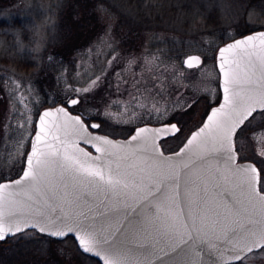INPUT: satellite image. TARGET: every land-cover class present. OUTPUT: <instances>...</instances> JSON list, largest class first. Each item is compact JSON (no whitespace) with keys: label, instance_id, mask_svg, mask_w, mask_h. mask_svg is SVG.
Wrapping results in <instances>:
<instances>
[{"label":"snow or ice","instance_id":"6c2138e0","mask_svg":"<svg viewBox=\"0 0 264 264\" xmlns=\"http://www.w3.org/2000/svg\"><path fill=\"white\" fill-rule=\"evenodd\" d=\"M218 51L221 101L167 154L158 141L182 133L179 122L137 127L117 142L93 135L102 122L66 106L38 114L22 174L0 178V241L29 230L71 235L101 264H247L264 254V31ZM91 90L72 89L80 95L66 105Z\"/></svg>","mask_w":264,"mask_h":264},{"label":"rangeland","instance_id":"374dc122","mask_svg":"<svg viewBox=\"0 0 264 264\" xmlns=\"http://www.w3.org/2000/svg\"><path fill=\"white\" fill-rule=\"evenodd\" d=\"M34 9L41 14H35ZM78 10L85 16H75L76 25L72 27L69 18ZM121 28L139 30L144 45L166 44L172 80L184 81L187 78L181 76L179 68L183 55L202 49L200 53L210 57L217 38L234 39L245 31L264 28V0H9L0 7V178L14 179L22 173L21 153L29 150V134L34 135L43 109L80 95L72 91L74 88L102 92L101 80L111 54L121 50L115 32ZM170 29L176 30L171 40L165 32ZM191 30L205 34L197 38ZM212 30L226 31L224 36L208 37L210 33L219 34ZM26 66H32V71L27 72ZM206 74L204 69L202 76ZM89 93L81 96L77 110L84 108ZM260 122L257 117L254 126ZM242 155L254 162L261 159L253 157L247 148ZM34 234L29 231L28 235L9 238L7 247L12 249L8 253L22 254L27 264L28 248H50L47 240L40 247L17 244L32 239ZM73 243L66 239L56 247L68 264H98L93 258H82ZM257 256L247 264H263L255 262Z\"/></svg>","mask_w":264,"mask_h":264},{"label":"flooded vegetation","instance_id":"af4514ba","mask_svg":"<svg viewBox=\"0 0 264 264\" xmlns=\"http://www.w3.org/2000/svg\"><path fill=\"white\" fill-rule=\"evenodd\" d=\"M258 30H264V28L242 33L234 39L217 38L216 45L210 50L213 56L201 54L202 49L183 55L179 68L182 67L181 76L187 79L174 81L171 72L173 67L168 66L166 62V59H169L166 54V44L157 45L146 42L144 45L145 41H142L143 35L139 30L118 29L115 31L116 43L120 45L121 50L111 54L108 70L101 80V82L104 81L102 92L89 93L85 97L83 109H76L82 104L81 102L76 106H68L69 111L74 115H80L85 122H102L99 129L90 128L89 132L107 135L115 141L128 139L137 127H159L169 121L179 122L178 126L183 129L182 133L176 137L168 136L160 140L161 149L167 154L178 149L185 137L196 130L206 119L211 108L221 101L219 48ZM167 31L165 32L169 33V40L176 36L172 35L176 30ZM191 31L196 32L197 38H202V34H205L200 30ZM212 31L219 34L210 33L208 37L224 36L226 30ZM113 46H115L114 43ZM192 55L201 58L200 67L187 68L184 65V60ZM204 69L207 71L205 77L202 76ZM190 76L193 78L190 79ZM67 99L61 100L57 105L67 106L65 103ZM193 100L198 103L188 108V104ZM248 136L250 137L251 133ZM242 142L245 143L243 139L240 143ZM81 147L93 152L88 145L81 143ZM257 167L260 166L257 164ZM254 255H258L255 262H264V254Z\"/></svg>","mask_w":264,"mask_h":264},{"label":"trees","instance_id":"16d2710c","mask_svg":"<svg viewBox=\"0 0 264 264\" xmlns=\"http://www.w3.org/2000/svg\"><path fill=\"white\" fill-rule=\"evenodd\" d=\"M8 2H9V0H0V7L3 6L5 3H8ZM72 12H74V11H72ZM75 12L72 13V16L69 18L70 22L72 23V25L71 24H69V25L72 27H74L76 25L73 23L74 17L75 16L77 17L78 15H80L81 10H78L76 13ZM82 15L85 16V13L83 12L81 14V16ZM78 27H84V25L83 26L80 25ZM245 32H248V31H245ZM245 32H243V33H245ZM68 39H71V36H70V38L64 39V41H66ZM25 70H27V72L32 71V66H30L29 68L27 67ZM0 104H1V100H0ZM33 232L35 234L33 235L32 239H29L26 241L21 240L17 244L19 246H21V245H25V246L30 245L31 246L33 244L36 247L37 246L40 247V246L44 245L45 244L44 241L47 240L49 242L50 248L46 249L45 251L41 250V249L28 248V253H27L28 263L27 264H68L67 260L58 254L56 247H58V244L60 243V241L55 240V239H53L47 235H43V234L37 233L35 231H33ZM69 239L74 242L73 245H74V248L77 250L76 252L80 253V256H82V258L85 257L86 255H84L77 248L75 240L73 238H69ZM41 240H43L42 241L43 243L41 242ZM8 241L9 240H7L5 242H0V264H25V260H22L23 259L22 254L16 256V254H14L12 252H11V255L8 253V251H10L9 249H12V247L11 248L7 247L9 242H10V241L9 242ZM38 250L40 251V253H37ZM43 252H44V254H43ZM10 257H13L14 259L12 260ZM98 264H100V263L98 262Z\"/></svg>","mask_w":264,"mask_h":264},{"label":"water","instance_id":"95a60500","mask_svg":"<svg viewBox=\"0 0 264 264\" xmlns=\"http://www.w3.org/2000/svg\"><path fill=\"white\" fill-rule=\"evenodd\" d=\"M260 31H264V30H258V31H254V32H251V33H248V34H246V35H244V36H242V37H239V38H237V39H241V38H243V37H245V36H247V35H251V34H254V33H258V32H260ZM236 40V39H235ZM231 42H233V41H231ZM231 42H229V43H231ZM225 46V45H224ZM223 46V47H224ZM192 56H196V55H192ZM218 56H219V53H218ZM218 64H219V59H218ZM221 83H222V76H221ZM61 106H64V105H57V106H53V107H48V108H55V107H61ZM218 106V105H217ZM217 106H215V107H217ZM67 107V106H66ZM48 108H45V109H43L40 113H42L44 110H46V109H48ZM38 120V119H37ZM160 127V126H159ZM150 128H157V127H150ZM93 135H100V134H93ZM101 136H103V135H101ZM33 137H34V135H33ZM109 139H111V138H109ZM160 140H162V139H160ZM160 140L158 141L159 142V144H160ZM115 141V140H114ZM123 141H125V140H117V142H123ZM81 146V145H80ZM93 154H96L95 153V151H94V149H93ZM22 174V173H21ZM16 178H18V177H16ZM16 178H14V179H16ZM30 231V230H29ZM69 237H72V238H74L73 236H69ZM69 237H67V238H69ZM9 238H12V237H9ZM8 238V239H9ZM67 238H65L64 240H66ZM8 239H6V240H8ZM74 240H75V238H74ZM60 241V240H59ZM63 241V240H62ZM76 242V241H75ZM84 255H86V254H84ZM86 256H88V257H90V258H93V259H96L100 264H101V262L98 260V258H96V257H93V256H90V255H86Z\"/></svg>","mask_w":264,"mask_h":264}]
</instances>
